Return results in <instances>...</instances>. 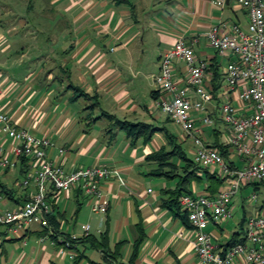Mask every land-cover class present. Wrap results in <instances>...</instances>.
Listing matches in <instances>:
<instances>
[{"label": "crops", "instance_id": "obj_1", "mask_svg": "<svg viewBox=\"0 0 264 264\" xmlns=\"http://www.w3.org/2000/svg\"><path fill=\"white\" fill-rule=\"evenodd\" d=\"M0 1L11 11L19 10L18 22L24 29L21 33L19 28L11 27V31L6 27L5 15L0 16V87L5 111L16 126L36 137L50 138L54 143L50 158L66 172L79 167H108L118 169L125 182V185L116 179L102 182L109 198L104 214L93 213L85 196L74 190L67 197L60 196L54 212L60 226L54 235L52 230L45 231L37 225L18 232L0 226V264H72L71 258L58 254L64 237L70 235L61 228L66 224L64 218L70 205L75 206L70 209L74 219L86 202L97 218V235L107 230L112 249L125 241L121 262L128 263L140 224L144 241L134 264H199L194 233L182 217L162 206V192L174 188L177 179L156 175L158 163L147 160L149 154L166 143V131L172 133L166 127V122L172 121L158 105L154 76L160 71L161 57L176 41L185 40L195 54L196 63L208 64L206 82L213 94L205 110H192L191 117L197 126L202 125L204 117L213 120V125L202 128L207 145L216 140L227 145L230 133L221 119L220 108L226 100L223 71L231 58L218 54L210 46L206 33L220 23L227 27L237 24L245 31L247 11L232 0L224 10L209 0ZM42 11L47 16H38ZM26 13L30 20L35 17L30 23L24 19ZM225 31L221 28L222 33ZM42 57L47 61H41ZM25 62L29 64L23 66ZM173 64V80L180 88H187L188 98L194 100L196 94L188 82L185 63L175 59ZM74 88L89 97L76 99ZM94 94L99 102L96 106L91 99ZM236 96L237 93L233 103L239 105ZM108 115L130 123L153 124L161 130L149 141L132 140L126 129L113 125L114 119ZM180 136L177 137L180 143L189 140L185 134ZM2 142L4 152L11 157V140L0 132ZM60 149L65 151L64 155H60ZM188 150L192 155L193 146ZM225 162L236 169L247 163L230 147ZM17 173L15 168L1 170L0 181L10 188L2 179ZM12 180L15 185L18 179ZM250 186L243 185L241 190ZM15 187L18 189L11 187L10 195H1V209L15 208L34 191L32 186ZM227 187L225 181L220 190ZM193 191L206 193L205 184H195ZM230 207L231 218L222 224L210 221L206 228L219 249H224L223 245L233 237L244 236L247 219L264 207V201L242 218L233 215L238 209L236 197ZM87 226L90 225L81 226L83 235ZM87 249L88 256L78 264L104 263L102 253Z\"/></svg>", "mask_w": 264, "mask_h": 264}, {"label": "built area", "instance_id": "obj_2", "mask_svg": "<svg viewBox=\"0 0 264 264\" xmlns=\"http://www.w3.org/2000/svg\"><path fill=\"white\" fill-rule=\"evenodd\" d=\"M230 1L209 0L220 10H224ZM232 1L247 11V32L237 24L227 27L225 23H220L210 28L206 37L218 54L231 58L223 71L226 100L221 105L220 113L230 133L226 144L246 160L244 167L232 171L220 152L206 144L202 128L213 125L210 117H204L199 126L191 117L192 110H205L213 94L206 82L208 64L196 63L195 54L185 40L176 41L161 57L160 71L154 76L157 90L161 92L158 105L192 140L195 162L226 177L228 184L215 198L195 193L180 198V206L195 235L194 248L199 264H264V207L247 219L245 240L225 251L217 248L212 235L206 231L210 221L222 224L232 217L231 201L243 185L264 182V0ZM221 28L226 31L222 33ZM175 59L185 63L188 82L196 94L194 100L188 98L187 88H180L173 80ZM3 93L0 87V132L11 140L12 156L4 152L2 142L0 167L2 170H12L17 161L25 157L28 172L17 185L25 188L32 186L34 191L27 201L13 209H1L0 206V226H8L11 231L18 232L37 225L49 232L52 230L54 235L49 222L54 201L56 203L60 196L67 197L76 189L83 191L93 213H106L109 198L103 191L102 182L116 179L125 185L120 171L91 166L66 172L61 164L50 158L49 151L54 147L50 138L36 137L12 121L1 103ZM235 93L239 105L233 103ZM59 152L64 155L65 151L60 149ZM1 198L0 194V202ZM253 198L256 199V195ZM89 229L90 226L85 228V234H89ZM70 237L77 238L75 235ZM62 243L58 254L62 257L75 256L70 248L71 243L65 239Z\"/></svg>", "mask_w": 264, "mask_h": 264}, {"label": "trees", "instance_id": "obj_3", "mask_svg": "<svg viewBox=\"0 0 264 264\" xmlns=\"http://www.w3.org/2000/svg\"><path fill=\"white\" fill-rule=\"evenodd\" d=\"M214 74L216 73L214 72ZM74 89L77 91L74 95L76 99L80 98L81 96L89 97L86 93H84L83 90H80L79 88ZM214 90H218L217 85H215ZM156 93H158V99H160L161 92L157 91ZM91 99H93L94 101L93 106L99 105L97 94L91 96ZM87 109L88 108H86L85 110ZM108 117H110V119H114V126H119L123 129H126L127 136L132 140L143 138L144 141H149L153 138L157 131L161 130V128H158L153 124L144 122L130 123L127 121L118 120L111 115H108ZM169 118L171 119L170 116ZM171 121L174 122L172 119ZM165 138L166 143L162 145L159 150L149 154L147 156V160L155 161L158 163V167L154 171L156 175L164 176L165 178L173 180L177 179V183L174 188L166 189L162 192V206L170 209L177 216L182 217L184 224L190 228L187 215L180 206V198L186 194L193 195L194 185L198 183L205 184L206 193H204V195H206L208 198H215L222 191L220 190V188L224 186L226 177L220 175L218 172L212 171L210 168L199 165L193 158H190L182 147L181 143L179 142V138H177L176 135L170 133L169 131H166ZM208 146L217 149L224 160L225 158L227 159V156L229 154L228 145H224L220 143L219 140H216L212 145ZM228 165L232 171L236 170V168H233L230 163ZM28 166V161L25 157H21L17 161L15 169H18V180L14 183L15 185L13 186H18L17 182L27 175ZM7 170H9V168H7ZM261 184H264V182L252 184V186L259 187V185ZM74 191L78 192L80 196L84 197L83 191L78 189ZM10 193L11 188H8L5 183H2L0 181V194L10 195ZM27 200H24V202ZM78 205L81 206L82 204L79 203ZM53 208L54 210L49 216V222L53 227V231L56 232L59 229L60 222L58 221L57 216L54 214L55 210L57 209V204L55 203V201L53 204ZM244 222L245 221H243V224ZM243 224L241 226V229L243 227ZM44 230L46 231L47 229ZM137 230L138 236L134 241L133 250L127 264H134L139 254L140 247L144 241V232L140 224L137 225ZM238 235L240 234L238 233ZM64 238L65 241H69L71 243L70 248L75 253V256H73L72 258L67 256L72 259V264H78L81 259L88 256L87 247L93 251L102 253V258L104 261L103 264H125L120 261L121 249L124 246L125 241L118 242L115 245V248L112 249V247L110 246L107 230L101 232L99 235L89 233L81 237H77L76 239H71L70 235L65 236ZM244 240L245 236L233 237L230 241L223 245V251L236 243L243 242Z\"/></svg>", "mask_w": 264, "mask_h": 264}, {"label": "rangeland", "instance_id": "obj_4", "mask_svg": "<svg viewBox=\"0 0 264 264\" xmlns=\"http://www.w3.org/2000/svg\"><path fill=\"white\" fill-rule=\"evenodd\" d=\"M3 2L0 1V16H4V20L6 21V27H12L13 29L19 28V30L22 32H24L21 27L20 24L18 22V18L20 17V13L19 10H10L7 7L2 5ZM38 16H47V12H40ZM35 17H33L31 20L28 18V14L26 13V16L24 15V19L30 23V21H32ZM38 18V17H37ZM39 19V18H38ZM44 19V18H43ZM41 21V19H40ZM21 22V21H20ZM15 27V28H14ZM11 28V31H12ZM30 30L33 28L29 25L28 27ZM248 30V26L245 29V31L247 32ZM32 31V30H31ZM16 32H14L15 34ZM17 34V33H16ZM41 61L45 62L44 60L47 61V58H41ZM28 62L23 63L24 65H28ZM47 65H49V62H46ZM23 66H21V69H26ZM145 75V74H143ZM162 113V111H161ZM163 115V114H162ZM164 116V115H163ZM158 126H160L161 124H156ZM166 127L167 129H169L172 133L177 134V137L180 135H184V132L182 130V128L172 122H166ZM181 137V136H180ZM192 145V140L189 139L188 141L182 142L181 145L184 148V150L186 151V153L188 154L189 157H193V154L191 155L189 152V146ZM1 167H0V175H1ZM18 177V173L16 176H12L11 174L8 175L7 177H4L2 180L4 182H7V184L9 185V187L13 188L14 190H17L18 188L13 186V178L16 179ZM22 179V178H21ZM253 195H256V199L253 198ZM236 200H238V209L234 212V218L240 217L242 218L245 214H248V212H251V210H255V208L259 205H261L264 201V184H262L261 186L259 185L258 189H254L253 186H250L246 189H242L238 192V194L235 196ZM74 205H70V207L67 209L66 212V224L64 227L61 228V230L63 232H67L70 234V236H77V237H81L83 236V231H82V225L85 224H89L92 228L91 230V234L97 235V230H96V225H97V218L95 215H92L90 208L88 207L87 202L83 204L82 208V212L79 213L77 218H71V213L72 211L70 209L74 208ZM62 208V207H61ZM62 210V209H61ZM252 211V212H253ZM92 218V219H91ZM89 253V252H88ZM87 253V254H88Z\"/></svg>", "mask_w": 264, "mask_h": 264}]
</instances>
